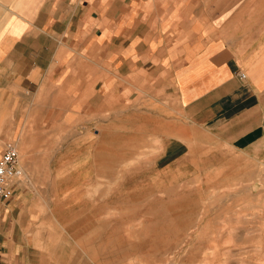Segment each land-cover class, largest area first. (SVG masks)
Instances as JSON below:
<instances>
[{"label":"crops","instance_id":"obj_1","mask_svg":"<svg viewBox=\"0 0 264 264\" xmlns=\"http://www.w3.org/2000/svg\"><path fill=\"white\" fill-rule=\"evenodd\" d=\"M143 129L264 183V0H0V155L23 171L0 264H99L107 173L124 148L138 170Z\"/></svg>","mask_w":264,"mask_h":264},{"label":"rangeland","instance_id":"obj_2","mask_svg":"<svg viewBox=\"0 0 264 264\" xmlns=\"http://www.w3.org/2000/svg\"><path fill=\"white\" fill-rule=\"evenodd\" d=\"M192 134L197 145L185 140L183 154L164 158L162 141L140 130L137 171L122 149L118 170L106 177L116 183L107 189L108 208L122 219L108 220L97 263L264 264V183L214 172L200 148L209 140Z\"/></svg>","mask_w":264,"mask_h":264},{"label":"built area","instance_id":"obj_3","mask_svg":"<svg viewBox=\"0 0 264 264\" xmlns=\"http://www.w3.org/2000/svg\"><path fill=\"white\" fill-rule=\"evenodd\" d=\"M241 77L244 79L245 75ZM22 175L19 151L14 144H9L0 155V200L11 198L13 181Z\"/></svg>","mask_w":264,"mask_h":264}]
</instances>
